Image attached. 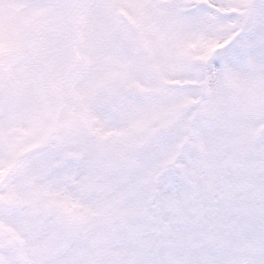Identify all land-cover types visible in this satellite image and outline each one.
Instances as JSON below:
<instances>
[{
    "label": "snow or ice",
    "instance_id": "1",
    "mask_svg": "<svg viewBox=\"0 0 264 264\" xmlns=\"http://www.w3.org/2000/svg\"><path fill=\"white\" fill-rule=\"evenodd\" d=\"M0 264H264V0H0Z\"/></svg>",
    "mask_w": 264,
    "mask_h": 264
}]
</instances>
